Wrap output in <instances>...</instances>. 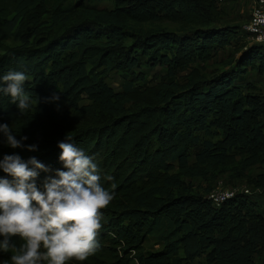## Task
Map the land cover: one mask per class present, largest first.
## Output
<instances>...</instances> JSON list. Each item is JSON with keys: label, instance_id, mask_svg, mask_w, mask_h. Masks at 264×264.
I'll return each mask as SVG.
<instances>
[{"label": "trees", "instance_id": "obj_1", "mask_svg": "<svg viewBox=\"0 0 264 264\" xmlns=\"http://www.w3.org/2000/svg\"><path fill=\"white\" fill-rule=\"evenodd\" d=\"M242 32L217 0H0V80L24 72L31 96L21 115L0 92V124L28 138L0 134V159L35 157L42 186L68 135L114 197L99 250L74 264H264V45ZM219 187L240 190L216 207Z\"/></svg>", "mask_w": 264, "mask_h": 264}, {"label": "clouds", "instance_id": "obj_2", "mask_svg": "<svg viewBox=\"0 0 264 264\" xmlns=\"http://www.w3.org/2000/svg\"><path fill=\"white\" fill-rule=\"evenodd\" d=\"M256 16L255 22L264 24V16ZM28 79L24 72L9 71L0 80V92L11 98L21 115L31 108V96L24 87ZM59 99L56 93L50 98ZM0 134L13 149L25 147L23 142L28 139H17L8 124H0ZM70 140L67 135L58 143L59 159L66 170L47 176L42 186L36 183L39 173L51 170L35 157L25 161L13 154L0 159V170L11 177H0V250H16L13 238L24 241L17 254L11 256L13 264L85 261L100 248L101 210L114 197L102 185L94 158ZM27 150L36 151L37 146H27Z\"/></svg>", "mask_w": 264, "mask_h": 264}, {"label": "rangeland", "instance_id": "obj_3", "mask_svg": "<svg viewBox=\"0 0 264 264\" xmlns=\"http://www.w3.org/2000/svg\"><path fill=\"white\" fill-rule=\"evenodd\" d=\"M52 1V0H51ZM66 2H73L75 0H65ZM93 4H97L100 7H108V8H112V4L110 1H104L102 3H93ZM217 5L219 7V9L222 11L223 13V21L225 24L228 25H246L248 20H249V16H250V10H251V5H252V0H217ZM224 53H221V57H224ZM215 65V64H214ZM213 65V66H214ZM211 66V68L213 67ZM217 68L221 67V65H216ZM257 81V87L258 89L264 93V75L263 76H255ZM114 78H116L115 82L113 83V86L115 88H118L120 85V80L117 76H115ZM106 81L108 83L111 82L110 78H107ZM243 184V183H242ZM259 201L263 204L264 206V197L259 198ZM145 248L146 249H152V250H157L159 249V245L156 244V242L153 239H148L145 242ZM75 260H71L68 262V264H74ZM186 264H205V260L203 257L196 259L195 261H193L192 263H186Z\"/></svg>", "mask_w": 264, "mask_h": 264}, {"label": "built area", "instance_id": "obj_4", "mask_svg": "<svg viewBox=\"0 0 264 264\" xmlns=\"http://www.w3.org/2000/svg\"><path fill=\"white\" fill-rule=\"evenodd\" d=\"M257 13L264 16V0H252L249 20L243 26L242 36L247 44L264 45V24L255 22ZM238 190L240 189H223L219 187L213 190L208 198L216 207H219L224 201L232 199ZM244 192L248 193V190L245 189Z\"/></svg>", "mask_w": 264, "mask_h": 264}]
</instances>
